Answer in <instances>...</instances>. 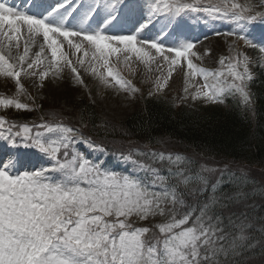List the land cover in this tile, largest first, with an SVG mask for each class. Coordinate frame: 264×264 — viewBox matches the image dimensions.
<instances>
[{
  "label": "snow or ice",
  "instance_id": "1",
  "mask_svg": "<svg viewBox=\"0 0 264 264\" xmlns=\"http://www.w3.org/2000/svg\"><path fill=\"white\" fill-rule=\"evenodd\" d=\"M193 14L204 24L233 23L226 33L235 37L232 45L242 42L264 54V0H24L22 6L0 0V76L16 85V95H0V108L34 110L20 101L27 95L22 75L37 77L42 87L49 75L62 78L65 68L79 85L87 87L83 70L134 95L140 89L112 63L123 55L126 65L134 57L149 72L157 58L163 62L156 68L157 94L176 67L186 65L182 99L224 103L239 97L251 109L250 65L256 61L237 50L215 70L194 63L202 57L187 35ZM37 37L43 42L32 56ZM64 42L73 55L82 53L75 63ZM197 77L202 84L193 83ZM51 115L40 123L0 115V264H236L242 250L256 246L245 213L229 209L225 223V201L246 195L228 165L194 167L197 161L186 155L129 142L120 158L131 168L116 171L77 147L105 152L94 137L108 121L85 133L87 123L73 127L59 113ZM34 156L48 166L37 167ZM157 217L162 221L151 227L137 226Z\"/></svg>",
  "mask_w": 264,
  "mask_h": 264
},
{
  "label": "trees",
  "instance_id": "2",
  "mask_svg": "<svg viewBox=\"0 0 264 264\" xmlns=\"http://www.w3.org/2000/svg\"><path fill=\"white\" fill-rule=\"evenodd\" d=\"M254 109H244L238 102L230 107L220 105L175 106L171 101L145 97L136 110L122 121L104 119L98 109L88 99H81L76 107L80 119L62 113L64 122L73 127L87 123L85 133L92 130L93 124L102 120L109 126L94 138L107 150L109 157H115L121 150H126L129 142L137 146L166 152L178 149L193 159L208 158L215 164L239 163L248 173L240 174L241 190L246 193L239 201H225V223L229 209L245 213L252 226L248 232L253 237L250 243L254 248L242 250L235 257L236 264H264V76L251 81ZM34 110H17L4 113L10 121L18 123L53 119V110L46 104L34 100ZM161 141V142H157ZM176 145H175V144ZM173 145V146H171ZM213 159V160H211ZM242 175V176H241ZM235 220L236 217H233ZM237 223L239 221H236Z\"/></svg>",
  "mask_w": 264,
  "mask_h": 264
},
{
  "label": "rangeland",
  "instance_id": "3",
  "mask_svg": "<svg viewBox=\"0 0 264 264\" xmlns=\"http://www.w3.org/2000/svg\"><path fill=\"white\" fill-rule=\"evenodd\" d=\"M13 2L21 6L24 4V0H13ZM240 2H243V0H240ZM98 19V17L94 18V26L95 21ZM200 24L202 26L201 28L206 33L204 36H200L197 39L194 37V33L189 34L194 30V28L192 29V27L189 28L187 33L188 36H190L193 40L197 41L196 48L194 50L197 51V53L200 54L202 57L200 60H196L195 58H193L194 63L215 70L220 67L219 61L221 58H224L225 62H227V58L230 55H235L237 50L245 51L250 57H252L256 61L254 65H250V68L254 73V78L260 75H264V54H260L258 51L250 48H245L242 42H238L237 45H232V41L235 39V37H230L226 35L228 31L234 29L233 26L235 25L233 23H230L228 25L226 21H222L220 24H218V26H220V30L213 31L210 25H205V28L202 23ZM158 29L159 27H156V29H153L152 31H158ZM216 32H219L220 35H216ZM61 40H63V38H61ZM42 42V37H37V45L32 48L30 55L34 56L35 52L39 50L38 45ZM64 45L65 51L69 52V55L75 63L77 56L82 55V53L73 55L75 50H70L66 42H64ZM20 51H23V41H21ZM90 56L91 53L89 52V57H85V67H88L87 61L90 59ZM112 63L113 66L118 69L122 77L131 80L133 85L140 89L138 93L130 95L129 93L121 90L118 85H115V81H112V86L105 85L99 79L93 77L88 72H84L83 70L81 71V75L83 76L85 85L87 87L79 85L75 82L72 74L65 68L64 72L62 73V78H57L52 75H49V77L42 82V87L40 86L41 82L38 80L37 77H25L22 75L21 82L24 84L25 89L27 90V95L20 96V101L22 103H28L30 106H32L33 100H37L38 104L40 101L46 104L48 109L51 108L53 112L59 113L60 116H63L62 113L64 112L66 115L75 118V121L80 119V115L78 113L79 110H77L76 105L79 100L84 98L88 99L93 105H95L100 115L104 119L110 121L124 120L136 110V108L140 105L141 100L144 97L149 96L168 99L177 106L196 105L198 103H212L205 102L203 100L193 101L190 96L187 99H182L183 97H185V93L183 91L185 87L183 73L186 70V65L177 66L176 71L169 79L166 88L162 92L157 94L155 93L153 85L155 77L159 75L156 70L157 63H163L159 58H157V62L151 66V72L148 71L144 64L136 61L134 57L130 61V66L126 65L123 62V55L120 56V62H117L115 58H113ZM167 71L168 68L165 65L163 68V72L165 75L167 74ZM193 83L202 84L203 81L202 79L197 77L193 81ZM150 91L154 94L149 95ZM0 95H16V85L15 81L12 78L0 76ZM229 98L232 97H227L225 98L224 103L218 104H222L224 106L227 105L229 103ZM12 111H17V109H15L14 107L8 109L0 108V115H4L5 112L9 114V112ZM77 147L86 156H91L93 159L100 160L101 162H103L105 167H108L110 169L124 172L131 168V166L125 164L121 160V158L115 160L110 165L106 166L105 163L107 162V159L102 156L104 152H92L83 144H80ZM169 152H171L172 154H177L178 149L166 150L165 154L167 155ZM179 154L185 155L183 152H180ZM205 158L206 157L194 159L195 161H197V164L194 167H199L200 164H205L210 168H222L224 167V165H228V168L235 173L241 171V168L244 167L243 165L234 162L213 165L215 164L214 162L205 160ZM33 164H35L37 167L48 166V161L46 159H41L39 156H34ZM162 174L167 175L166 166L162 171ZM211 175H213V177L215 178L216 176H219V172L217 171L215 173H212ZM227 178L228 177L225 176V179ZM224 187L229 188L230 186L225 185ZM161 221L162 218L159 217L154 219L150 218V221L138 222L137 226L151 227L152 224L159 223ZM149 235H151V233Z\"/></svg>",
  "mask_w": 264,
  "mask_h": 264
}]
</instances>
